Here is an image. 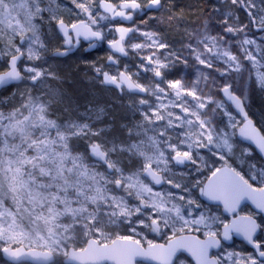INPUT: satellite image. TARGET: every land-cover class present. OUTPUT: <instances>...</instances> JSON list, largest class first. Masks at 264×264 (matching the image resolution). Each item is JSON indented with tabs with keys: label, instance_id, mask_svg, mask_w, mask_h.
Instances as JSON below:
<instances>
[{
	"label": "snow or ice",
	"instance_id": "obj_1",
	"mask_svg": "<svg viewBox=\"0 0 264 264\" xmlns=\"http://www.w3.org/2000/svg\"><path fill=\"white\" fill-rule=\"evenodd\" d=\"M4 2L17 12L0 19V261L103 264L105 223L127 220V264H264V123L243 87L264 93V0H215L180 47L152 27L180 23L173 0ZM85 42L111 50L107 64L84 62L85 78L128 104L110 123L91 93L95 106L62 124L53 85ZM77 239L87 247L70 248Z\"/></svg>",
	"mask_w": 264,
	"mask_h": 264
},
{
	"label": "rangeland",
	"instance_id": "obj_2",
	"mask_svg": "<svg viewBox=\"0 0 264 264\" xmlns=\"http://www.w3.org/2000/svg\"><path fill=\"white\" fill-rule=\"evenodd\" d=\"M64 4L68 7H72L69 0H64ZM0 5H2V11H0V19L3 20L5 27L10 22L15 21V16L17 10L15 8L10 9V4L4 2V0H0ZM155 15L160 16V13H155ZM165 16L167 13L164 14ZM167 22L155 23L152 25L153 28H156L160 32H166ZM168 32V31H167ZM107 42H102L98 51L89 53L87 55L83 54L82 51L71 56L69 61L63 67L64 78L60 81L55 82L53 87L58 88L62 93L61 96L57 97L56 100L53 101L52 108L54 111L51 116L54 119H57L58 122L62 124H68L71 121H75L81 113L87 111L89 102H93V106H95V102L93 100V96L91 93H96L102 100L100 101L104 107L106 113H109L108 116L105 117L110 123L112 122V113L119 115L122 109L126 108L128 104L127 97H120L118 90L116 92L105 91L103 90V86L98 83L93 86L84 76V72L87 71L85 68V61L89 63H97V64H107L106 57L111 53L106 47ZM122 64H128L129 61H122ZM78 66V67H77ZM182 75L188 76L190 78H194V70L185 69L181 67L180 71ZM91 76V73H88ZM241 78L237 77L236 79V87H241ZM250 96L249 105L251 108V113L253 118L259 122L264 123V105L261 103L263 100L259 98V103H255L258 100L259 96H256L257 93H252L248 91V84L243 86ZM91 123H95L97 127H103L98 121L95 120V115L92 112H88L85 117ZM129 121L139 119L138 114H133L128 112V116L126 117ZM128 123V121H124ZM79 143L82 148H86V140L77 139L73 141L72 149L74 154L79 151L75 145ZM125 163H128V160L125 159ZM87 163L90 165L95 164L94 160H87ZM98 168L99 166L96 165ZM102 171V169H100ZM124 230L119 228H111L105 227L103 231V235L100 237L101 244H109L116 238H118ZM163 242V241H159ZM69 247L76 246L77 244L82 245L83 247L86 244H83V241L80 239L69 241ZM144 246V245H143ZM232 247L236 249L247 248V246L239 241H235L232 244ZM183 258V257H182ZM64 258H58L57 264H64ZM0 264H3L0 261ZM143 264V263H139Z\"/></svg>",
	"mask_w": 264,
	"mask_h": 264
},
{
	"label": "flooded vegetation",
	"instance_id": "obj_3",
	"mask_svg": "<svg viewBox=\"0 0 264 264\" xmlns=\"http://www.w3.org/2000/svg\"><path fill=\"white\" fill-rule=\"evenodd\" d=\"M214 3L215 0H173V11L178 15L183 13L180 23H175L173 25H169L167 23L166 32H160V31L159 32L162 33L164 37L175 47H180L181 43L186 42L187 40V32H190L194 27L198 25L201 12L207 10ZM137 22L139 23V21ZM101 43H98L96 50L91 52L87 51V44H85L84 48L75 51L71 56L81 51L85 55L96 52L99 50ZM121 61H129V66L133 67L132 70L133 71L136 70L134 68L135 64L138 62L136 59L132 57H122ZM180 69L181 68L173 69V74L177 73V71H180ZM148 75L150 76V74H144L145 78H147ZM248 89H249L248 91L252 93H257L256 96H259L258 100H256L255 103L257 102L259 103V98H261L263 100V102L261 103L264 105V93H261L258 90L256 92H253L251 81L248 82ZM249 112L250 115L253 117L251 113L250 105H249Z\"/></svg>",
	"mask_w": 264,
	"mask_h": 264
},
{
	"label": "water",
	"instance_id": "obj_4",
	"mask_svg": "<svg viewBox=\"0 0 264 264\" xmlns=\"http://www.w3.org/2000/svg\"><path fill=\"white\" fill-rule=\"evenodd\" d=\"M85 44H86V42H85ZM106 47L111 52V50L109 49L107 44H106ZM96 48H97V46L95 48H91V49L87 48V51L88 52L95 51ZM114 241L116 242L115 244L113 243ZM235 241H239V242L244 243L239 237H236L234 239V241L232 242V244ZM103 245L104 244H101V247ZM107 245H108V251H107L105 260L103 261V264H127L128 258L131 255L133 248L135 247L134 245H130L126 242L119 241V240H117V238ZM85 247H87V245ZM140 247L144 248L143 245H140ZM185 256L187 257V256H189V254L187 252H185ZM134 259H135V261H138L139 263L148 264V258H146L144 256L137 255L134 257ZM189 259H190V257H189ZM63 263H64V261H63Z\"/></svg>",
	"mask_w": 264,
	"mask_h": 264
},
{
	"label": "clouds",
	"instance_id": "obj_5",
	"mask_svg": "<svg viewBox=\"0 0 264 264\" xmlns=\"http://www.w3.org/2000/svg\"><path fill=\"white\" fill-rule=\"evenodd\" d=\"M53 111H54V109L51 107L50 108V114H52ZM64 135L65 136H68V137H72L74 139V134L71 133V132L65 131L64 132ZM75 147H77L79 149V151H77L76 154H78V155H84L85 149L82 148L79 143H77L75 145ZM127 195L129 197H132V194L131 193H128ZM130 207L133 209V213L132 214L135 215V204L134 203L130 204ZM141 222H143V221H141ZM128 226H129V224H128V221L127 220H122V221H120L118 223H108V222L105 223V227L119 228V229H122V230H124ZM161 227H163V226L161 225Z\"/></svg>",
	"mask_w": 264,
	"mask_h": 264
}]
</instances>
